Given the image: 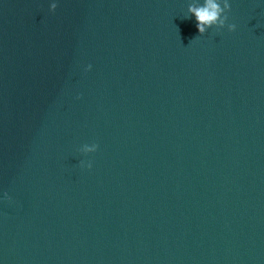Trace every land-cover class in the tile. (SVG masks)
<instances>
[{"label": "water", "instance_id": "1", "mask_svg": "<svg viewBox=\"0 0 264 264\" xmlns=\"http://www.w3.org/2000/svg\"><path fill=\"white\" fill-rule=\"evenodd\" d=\"M189 2L0 0V264H264V4Z\"/></svg>", "mask_w": 264, "mask_h": 264}, {"label": "clouds", "instance_id": "2", "mask_svg": "<svg viewBox=\"0 0 264 264\" xmlns=\"http://www.w3.org/2000/svg\"><path fill=\"white\" fill-rule=\"evenodd\" d=\"M59 0H48L49 12H54L58 7ZM260 4H264V0H259ZM231 9L229 0H190L187 4V13L183 19L194 18L195 28L197 32L202 36L209 29L215 28L217 32L227 28V31L234 32L237 30V24L230 23L228 12ZM91 64L84 67V71H90ZM98 145L96 143L83 144L79 148V152L83 154L94 153L97 151ZM81 168H92L91 161H79ZM11 200V197L7 192L0 194V201Z\"/></svg>", "mask_w": 264, "mask_h": 264}]
</instances>
